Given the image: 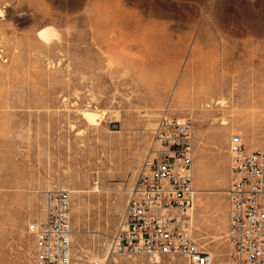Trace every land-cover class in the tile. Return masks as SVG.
<instances>
[{"label":"rangeland","instance_id":"obj_1","mask_svg":"<svg viewBox=\"0 0 264 264\" xmlns=\"http://www.w3.org/2000/svg\"><path fill=\"white\" fill-rule=\"evenodd\" d=\"M44 24L59 37L40 39ZM163 114L193 125L191 235L218 258L229 137L264 149V0H0V264H33L27 225L53 188L84 190L71 191L75 264L102 258Z\"/></svg>","mask_w":264,"mask_h":264},{"label":"built area","instance_id":"obj_2","mask_svg":"<svg viewBox=\"0 0 264 264\" xmlns=\"http://www.w3.org/2000/svg\"><path fill=\"white\" fill-rule=\"evenodd\" d=\"M152 132L159 146L150 148L127 188L118 228L105 245L107 254H141L153 261L182 256L187 264H264V149H247L239 133L229 137L226 250L217 258L191 235L196 191L190 119L163 114ZM71 203L67 189L45 191L43 219L27 225L33 264H75Z\"/></svg>","mask_w":264,"mask_h":264},{"label":"bare ground","instance_id":"obj_3","mask_svg":"<svg viewBox=\"0 0 264 264\" xmlns=\"http://www.w3.org/2000/svg\"><path fill=\"white\" fill-rule=\"evenodd\" d=\"M45 29H47V31H45V34H44V36L42 37L41 35H40V33L42 32V31H44ZM37 35H38V37L40 38V39H42L43 41H45V42H50L52 39H54V38H58L59 37V33H58V31H57V29L54 27V26H52V25H49V24H44V25H42V26H40L39 28H38V30H37ZM214 103H221V100H214L213 102H211V100L209 101V102H206V105L205 106H210L211 104H214ZM81 114L83 115V118L86 120V122L88 123V124H98L99 123V121H98V119L100 118V114L99 113H97L95 110H93V109H91V108H85V109H83L82 111H81ZM221 124H226V121L225 120H222V122H221ZM153 130V129H152ZM235 133H239L240 134V132H235ZM232 134V133H231ZM241 135V134H240ZM247 149H256V148H247ZM149 152V151H148ZM135 180V179H134ZM94 188H96V187H94ZM62 189H66V188H62ZM68 190V189H67ZM127 190V189H126ZM70 191V190H69ZM71 191H73V192H83L84 190H82V189H73V190H71ZM71 191H70V193H71ZM195 191H196V189H195ZM224 193H225V191H224ZM45 200V199H44ZM193 211H194V205L192 206V208H191V211H190V216H191V225H192V228L194 229L195 228V226H194V222H193ZM70 213H71V211H70ZM43 216H44V211H43ZM43 219V218H42ZM210 251V250H209ZM210 252H212V251H210ZM213 253V252H212ZM214 254V253H213ZM109 257H111V255H108L107 254V252L105 251V255L102 257V258H99V259H101V260H105V261H107V258H109ZM161 258H159V259H157L156 261L157 262H159V260H160Z\"/></svg>","mask_w":264,"mask_h":264},{"label":"clouds","instance_id":"obj_4","mask_svg":"<svg viewBox=\"0 0 264 264\" xmlns=\"http://www.w3.org/2000/svg\"><path fill=\"white\" fill-rule=\"evenodd\" d=\"M45 31H47V29H45L44 31H42V32L40 33V35H41L42 37L44 36Z\"/></svg>","mask_w":264,"mask_h":264}]
</instances>
